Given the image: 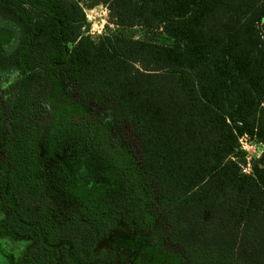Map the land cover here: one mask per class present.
<instances>
[{"label":"trees","instance_id":"16d2710c","mask_svg":"<svg viewBox=\"0 0 264 264\" xmlns=\"http://www.w3.org/2000/svg\"><path fill=\"white\" fill-rule=\"evenodd\" d=\"M244 137L264 144V0H0V231L26 264H264Z\"/></svg>","mask_w":264,"mask_h":264},{"label":"rangeland","instance_id":"374dc122","mask_svg":"<svg viewBox=\"0 0 264 264\" xmlns=\"http://www.w3.org/2000/svg\"><path fill=\"white\" fill-rule=\"evenodd\" d=\"M104 10H105L104 6L97 7V10L93 13H89L87 10L88 13H86V15H88V17L90 18V22L87 18L88 24L90 25L89 31L93 28L96 29L97 27L100 29V27L104 21L106 22V24L104 26L105 28H104L103 33H105L107 31V27H109L112 30L115 29V27L113 25H110L109 12L107 13V16H105ZM126 33L130 36H141L142 30L139 28H136V29L128 30ZM98 37L99 36L96 34L94 36L95 40H97ZM162 41L164 42L165 38H163ZM165 42H167V41H165ZM248 144H249L250 148L246 151L245 150H243V151L246 153V157H245L246 163H247V158L249 157L250 163L252 166V164L261 157L263 150H264V144L258 143L256 140L251 139L250 137H248ZM122 237H124L122 231L119 230L118 228L115 229L111 233V235L108 237V239H106L104 242L100 243L97 246V249H96L97 253H102L104 251H107L108 249L111 248V246L114 243L116 238H122ZM32 245L33 244L31 242H29L28 240H14V241H12L11 249L8 247V250H6V257H9L11 260L9 258L6 259V257L0 256V261L4 262V260H7L9 264H15L19 261V259L21 260V258L25 254V252ZM4 256H5V254H4Z\"/></svg>","mask_w":264,"mask_h":264},{"label":"built area","instance_id":"2783aa9c","mask_svg":"<svg viewBox=\"0 0 264 264\" xmlns=\"http://www.w3.org/2000/svg\"><path fill=\"white\" fill-rule=\"evenodd\" d=\"M97 10V8H94V9H91V10H88L89 13H93ZM87 10H86V13H88ZM108 9L105 7V10H104V13H105V16H107V13H108ZM89 22H90V18L88 17V15H86ZM106 22L104 21L100 27V29L97 27L96 29H91L88 34L93 38L94 36L97 34L99 37L102 36L104 33V26H105ZM94 27V26H93ZM96 30V31H95ZM240 144H241V148L242 150H248L250 148L249 144H248V137H244L242 139H240ZM242 171L244 174H247V175H250L252 173V166H251V163H250V159L249 157L247 158V164L243 165L242 166Z\"/></svg>","mask_w":264,"mask_h":264},{"label":"flooded vegetation","instance_id":"af4514ba","mask_svg":"<svg viewBox=\"0 0 264 264\" xmlns=\"http://www.w3.org/2000/svg\"><path fill=\"white\" fill-rule=\"evenodd\" d=\"M2 218V214H0V220ZM14 240H27V239H20V238H12L9 236H5L1 231H0V256L6 257V250H8V247L11 249V244L12 241ZM29 242H31L30 240H28ZM32 243V242H31ZM33 244V243H32ZM10 245V246H9ZM34 245H32L30 248H32ZM30 248L25 252V254L23 255V257L21 258V260L19 259V261L15 264H26L25 263V258L27 255V252L30 250ZM5 254V256H4ZM9 257H6V259ZM10 259V258H9ZM11 260V259H10ZM0 264H9L7 260H4V262L0 261Z\"/></svg>","mask_w":264,"mask_h":264}]
</instances>
